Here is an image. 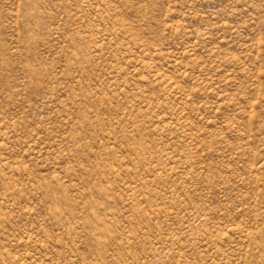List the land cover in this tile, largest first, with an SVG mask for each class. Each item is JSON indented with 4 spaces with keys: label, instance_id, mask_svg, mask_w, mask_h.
<instances>
[{
    "label": "rangeland",
    "instance_id": "1",
    "mask_svg": "<svg viewBox=\"0 0 264 264\" xmlns=\"http://www.w3.org/2000/svg\"><path fill=\"white\" fill-rule=\"evenodd\" d=\"M0 264H264V0H0Z\"/></svg>",
    "mask_w": 264,
    "mask_h": 264
}]
</instances>
